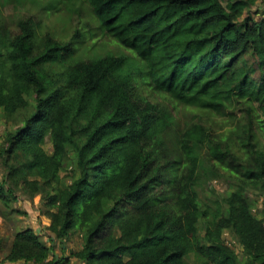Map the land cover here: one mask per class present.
<instances>
[{
	"label": "trees",
	"instance_id": "obj_1",
	"mask_svg": "<svg viewBox=\"0 0 264 264\" xmlns=\"http://www.w3.org/2000/svg\"><path fill=\"white\" fill-rule=\"evenodd\" d=\"M78 1L130 53L80 56L49 36L37 44L31 17L14 29L0 17V110L13 123L0 155L10 184L45 194L54 235L48 246L32 229L17 232L5 261L186 264L194 255L204 264H264V219L248 196L264 189V19L243 17L258 0L57 2ZM248 55L257 59L259 84ZM138 75L181 104L221 116L229 102L246 101L238 144L200 124L180 127L135 97ZM66 161L75 167L68 184ZM224 172L232 190L214 206L201 201L206 179ZM9 182L0 183L5 206L14 195ZM75 230L82 248L55 255V240L65 243Z\"/></svg>",
	"mask_w": 264,
	"mask_h": 264
},
{
	"label": "rangeland",
	"instance_id": "obj_2",
	"mask_svg": "<svg viewBox=\"0 0 264 264\" xmlns=\"http://www.w3.org/2000/svg\"><path fill=\"white\" fill-rule=\"evenodd\" d=\"M57 1L7 0L5 3V0H0V17L5 18L13 29L16 28L19 20L31 17L37 24V44H42L44 38L49 36L62 44L69 43L73 52L80 56L93 54L103 56L107 53L129 52L108 35L101 33L88 3L84 1L75 3ZM247 15H251L256 20L264 19V0H258L255 5L247 8L243 17ZM243 17L238 20L240 31H243ZM243 60L245 64L253 67L255 71L252 79L256 84H259L262 74L257 59L252 55H248ZM132 94L157 105L164 113L170 114L174 122L180 127L200 124L213 132L217 140L227 139L231 145L238 144V136L236 135L239 133L240 126L244 123V111L247 109V103L242 99L229 102L228 115L221 116L181 104L169 94L157 90L147 76L139 75L132 81ZM11 129H13V123L7 120L4 112L0 110V145L4 141L8 130ZM44 148L47 153L52 154L53 148L50 138L47 139ZM4 160L5 157L0 155V183L9 182L10 180L8 179L10 168L4 164ZM74 168L72 162H65L61 170V177L66 184L71 181ZM211 176L212 174L209 175V177ZM227 178H229V173L224 172L221 178H213L212 183L209 185L207 178V183L205 182L202 188L199 189L201 201L207 204L210 202L209 204L214 206L213 200H219L227 192L229 193L232 190L231 186L234 185L231 181L230 183L226 181ZM5 188H11L14 195L11 196L10 206H5L0 201V264H13L6 262L5 257L10 251L17 232L32 229L39 235L40 240L48 246L51 245L49 243L50 237L53 239L54 235L49 230L51 220L48 215L45 194H37L32 197L27 191H24L22 185L16 186L13 183L10 184V182L9 185H5ZM248 196L253 204L254 215L259 219H264V189L252 188L248 192ZM225 239L243 257V250L237 240L232 238L230 234H225ZM83 241L82 236L75 230L65 243L55 240L54 254L58 257H69L72 252L82 248ZM71 264L84 263L76 258H71ZM186 264L204 263L200 262L196 256L191 255L187 258Z\"/></svg>",
	"mask_w": 264,
	"mask_h": 264
},
{
	"label": "bare ground",
	"instance_id": "obj_3",
	"mask_svg": "<svg viewBox=\"0 0 264 264\" xmlns=\"http://www.w3.org/2000/svg\"><path fill=\"white\" fill-rule=\"evenodd\" d=\"M125 51V50H124ZM128 53V52H127ZM130 53V52H129ZM131 55V54H130Z\"/></svg>",
	"mask_w": 264,
	"mask_h": 264
}]
</instances>
